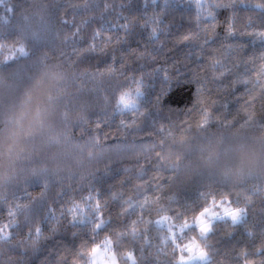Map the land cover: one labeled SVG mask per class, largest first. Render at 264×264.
<instances>
[{"label":"clouds","instance_id":"clouds-1","mask_svg":"<svg viewBox=\"0 0 264 264\" xmlns=\"http://www.w3.org/2000/svg\"><path fill=\"white\" fill-rule=\"evenodd\" d=\"M157 2L80 0L69 7L86 18H68L66 8L57 17L56 38L68 47L42 50L30 85L0 115V247L24 254L63 232L77 242L57 264H264V229L254 247L242 243L230 259L215 243L221 228L230 239L241 226L244 237L254 240L256 228L246 222L253 213L264 214V51L248 61L252 71L244 78L228 58L203 56L218 36L228 48L233 37L264 41V25L239 16L242 8L264 14V0H176L171 8L168 0L160 8ZM136 4L142 24L124 16ZM220 9L228 10L224 19L217 18ZM181 10L191 18L189 26L170 36L168 17ZM109 17L127 22L113 27ZM137 28L145 32L142 46L118 55ZM169 44L196 46L183 58L199 51L203 62L196 64L206 63L207 80L224 92L210 100L201 81L191 80L192 100L176 126L163 121L149 128L144 100L151 77L171 82L191 67L165 66L175 57L159 62ZM0 52L5 65L36 55L27 38L0 42ZM233 83L250 85L242 104L231 99L238 88L230 90ZM129 144L136 150L116 174L113 150ZM186 149L196 153L197 172L181 176ZM181 179L195 189L188 208L168 202L178 199L171 193Z\"/></svg>","mask_w":264,"mask_h":264},{"label":"trees","instance_id":"trees-1","mask_svg":"<svg viewBox=\"0 0 264 264\" xmlns=\"http://www.w3.org/2000/svg\"><path fill=\"white\" fill-rule=\"evenodd\" d=\"M102 0H90L92 4L101 3ZM176 0H168V7L174 4ZM250 2V0H248ZM80 0H0V42L10 41L17 38H27L30 44L35 50L36 55L32 59L21 60L17 59L11 63L5 65L0 63V115L9 111L13 106L17 97L18 90L26 88L30 85L31 78L36 74L39 66V59L42 55V50H48L50 52L59 53L63 51L67 45H62L56 38V33L60 31V26L56 23L57 17L65 15L64 9L68 10V18L75 17L77 20L86 18V12H80L78 8L69 7L70 5H78ZM163 4V0H158L156 7L160 8ZM124 13L129 20L137 23H144L140 19V10L138 4L130 7ZM226 9H220L217 11V18L224 19L227 16ZM131 15V16H129ZM206 16V13H204ZM239 16L241 20L244 18H251L256 20L257 23L264 25V14L256 13L251 8L240 9ZM191 19L183 12V10L172 13L169 17L170 36L177 35L188 27V20ZM109 21L113 27H117L127 21H119L115 18L109 17ZM111 30H115L111 28ZM84 37L87 38L88 32H84ZM145 32L136 29L133 37L127 44L121 45L120 51L125 53H118V55L127 56L130 48L142 46ZM75 39V38H73ZM221 37L218 36L212 43L216 44L206 49L203 56L207 61L210 54L215 52L222 58H228L234 65V73L240 74L241 78H244L243 74H249L252 71L251 65L248 63L254 55H258L260 51H264V41L253 42L250 37H233L231 41L234 44L231 48L220 41ZM152 47V45H148ZM225 49H228L225 51ZM69 51L72 50L70 47ZM196 46L180 45L174 49L171 44L166 45L165 52L159 53L160 63H169L173 57L177 59L174 65H165L171 67L173 71L181 65H190L187 68V73L177 72V76L173 78L171 82H165L159 75H153L151 82L153 87L147 91L146 98L144 100L145 105L149 108L150 115L146 121L149 128L158 126L163 121H168L170 127H175L180 120L181 112L183 108L187 107L192 100V93L195 90V84L193 82L200 80L201 88L210 95L208 99L215 101V99L221 96L224 92V86L207 80L208 73L206 71L205 64L202 63L203 58L201 53L197 52V57L191 56V60H185L183 57L188 56L190 53H194ZM135 52L136 49H131ZM3 53L0 52V57ZM110 61V56L101 58V63ZM160 65L158 64L157 67ZM135 70V69H133ZM192 73V76H191ZM167 75V73H165ZM193 82H192V81ZM226 83V82H225ZM236 87V95L231 99L233 102L240 101L243 103V99L247 96V88L241 84L233 83L230 86V90H234ZM227 100L228 97H223ZM239 107V105H238ZM236 113H233L235 118ZM138 139V138H137ZM136 145L129 144L124 148H117L113 150L111 159L116 166L112 170L116 174L123 173V168L120 164L129 156V154L136 150ZM71 152H76L78 149L70 147ZM196 160V153L191 149H186L185 159L183 165V171L181 176L193 175L197 172L194 167ZM167 170L164 175H169ZM135 176V171L131 173ZM150 177L152 173H147ZM203 182V181H201ZM109 188L112 185H108ZM148 191H152V182L148 185ZM124 194H127L130 189L123 188ZM173 196H178V199L169 200L168 202L173 206L179 205L184 208H188L195 203V189L193 186L185 184L181 179L174 185ZM118 201L112 204V207H117ZM248 226H255L257 235L254 240H248L243 235V226L237 231L236 236L230 239L224 234L223 228L220 229L219 234L215 237V243L219 249V252L231 258L233 252L243 244H248L250 247H254L255 241L262 238L261 230L264 229V214L253 213L250 215L249 220L246 222ZM83 235L78 237L82 239ZM77 240L72 238L69 234L61 233L53 240L46 243L42 242L40 245L30 248L26 253L21 254L18 248H6L0 247V264H57V258L63 251H67L72 247H75ZM153 242L158 243V237H153ZM152 264V261L149 262Z\"/></svg>","mask_w":264,"mask_h":264}]
</instances>
